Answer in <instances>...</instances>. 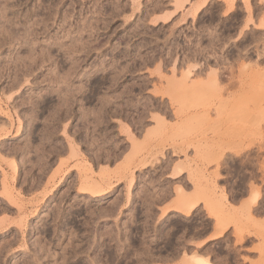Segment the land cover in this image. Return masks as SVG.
Here are the masks:
<instances>
[{"label": "rangeland", "instance_id": "1", "mask_svg": "<svg viewBox=\"0 0 264 264\" xmlns=\"http://www.w3.org/2000/svg\"><path fill=\"white\" fill-rule=\"evenodd\" d=\"M0 5V264H264V0Z\"/></svg>", "mask_w": 264, "mask_h": 264}, {"label": "bare ground", "instance_id": "2", "mask_svg": "<svg viewBox=\"0 0 264 264\" xmlns=\"http://www.w3.org/2000/svg\"><path fill=\"white\" fill-rule=\"evenodd\" d=\"M2 1H3V0H2ZM3 3H5V2H3ZM3 3H2V4H3ZM8 5H9V4H8ZM8 5L6 4V5H4V6L2 5V6H3V7H5V6L7 7ZM0 6H1V5H0ZM6 7H5V10H6ZM9 7H10V6H9ZM7 9H8V8H7ZM0 10H1V9H0ZM2 10H3V9H2ZM5 10L2 11V15H6V13H3V12H5ZM0 12H1V11H0ZM13 13H14V12H13ZM8 14H9V13L7 12V17H8ZM2 17H6V16H2ZM10 17H11V16H10ZM12 17H13V16H12ZM12 17H11V18H12ZM1 19H2V18H1ZM12 19H13V18H12ZM12 19H11V20H12ZM4 20H5V19H4ZM7 20H8V19H7ZM9 20H10V18H9ZM4 22H5V21H4ZM10 22H11V21H10ZM13 22H14V21H13ZM13 22H12V23H13ZM0 23H1V22H0ZM6 23H7V21H6ZM1 24H2V23H1ZM5 25H6V24H5ZM14 25H15V24H14ZM2 26H3V25H2ZM2 26H1V27H2ZM6 26H7V25H6ZM8 26H9V24H8ZM10 26H11V24H10ZM4 28H5V26H4ZM4 28H3V29H4ZM11 28H12V27H11ZM8 29H10V28L8 27L7 30H8ZM7 30H6V31H7ZM10 31H11V30H10ZM12 32H13V31H12ZM8 35H9V34H8ZM190 206H191V205H189L188 208H189ZM193 207H194V206H193ZM191 208H192V207H191ZM184 209H185V208H184ZM184 209H183V211H184ZM192 209H193V208H192ZM192 209H191V210H192ZM183 211H182V212H183ZM186 212H188V211L186 210ZM200 264H207V263H205V262H200Z\"/></svg>", "mask_w": 264, "mask_h": 264}]
</instances>
